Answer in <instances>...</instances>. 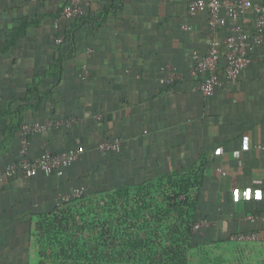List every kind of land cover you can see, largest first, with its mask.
I'll return each mask as SVG.
<instances>
[{
  "label": "crops",
  "instance_id": "0c3cea01",
  "mask_svg": "<svg viewBox=\"0 0 264 264\" xmlns=\"http://www.w3.org/2000/svg\"><path fill=\"white\" fill-rule=\"evenodd\" d=\"M190 1L91 0L83 18L68 20L65 0H0V175L19 157L25 123L46 124L30 137L31 157L71 152L79 140L85 147L64 175L0 181V264H40L34 221L75 189L138 184L196 164L198 214L210 225L195 236L190 263L264 264V43L238 79L220 69L222 85L204 95L189 74L194 52L212 44L223 52L235 25L253 28L255 12L230 18L222 10L214 28L209 12L189 11ZM23 18L25 34L9 36ZM169 64L182 78L165 86ZM71 116L78 121L57 124ZM112 137L121 146L101 151ZM252 232L256 239L237 237Z\"/></svg>",
  "mask_w": 264,
  "mask_h": 264
},
{
  "label": "trees",
  "instance_id": "16d2710c",
  "mask_svg": "<svg viewBox=\"0 0 264 264\" xmlns=\"http://www.w3.org/2000/svg\"><path fill=\"white\" fill-rule=\"evenodd\" d=\"M27 24L25 18L16 20L8 35L23 36ZM70 53L56 57L54 73L60 74ZM188 172L192 175L180 176ZM202 184L203 168L196 164L138 184L97 191L72 207L88 212L79 220H66L69 228L60 232L65 237L51 239L45 251L40 248V264H190Z\"/></svg>",
  "mask_w": 264,
  "mask_h": 264
},
{
  "label": "built area",
  "instance_id": "2783aa9c",
  "mask_svg": "<svg viewBox=\"0 0 264 264\" xmlns=\"http://www.w3.org/2000/svg\"><path fill=\"white\" fill-rule=\"evenodd\" d=\"M91 0H65L61 14L68 20L83 18L89 9ZM191 13L209 12L210 24L216 28L222 22L221 12L225 10L230 18H242L250 10H254L253 28L247 29L243 24H237L233 32L225 38L224 51L222 52L215 44H212L207 52L195 51L193 64L190 67V76L197 81L198 89L206 96L212 95L218 86L222 85L220 69H224L228 78L238 79L242 70L257 55L262 58L260 48L264 43V5H255L253 0H191L188 5ZM66 38L63 34L56 39L59 45L64 44ZM223 61V63H222ZM165 75L162 83L172 86L178 82L182 75L177 68L171 64L163 68ZM76 117H67L58 123L72 125L76 123ZM46 124L40 122L25 123L20 128L21 148L18 159L8 165L0 181L7 176L21 173L27 177H33L40 170L49 171L58 175H64L71 163L76 161L85 150L79 140L76 149L71 152L53 153L45 151L37 157L30 155V137L36 132L43 130ZM119 138H106L99 143L98 147L103 152H112L121 146ZM84 193L83 188H77L71 195H67L64 201L80 198ZM248 219L254 220L255 215H246ZM210 225L206 218H199L194 224L195 232ZM239 239H256V233H240Z\"/></svg>",
  "mask_w": 264,
  "mask_h": 264
},
{
  "label": "rangeland",
  "instance_id": "374dc122",
  "mask_svg": "<svg viewBox=\"0 0 264 264\" xmlns=\"http://www.w3.org/2000/svg\"><path fill=\"white\" fill-rule=\"evenodd\" d=\"M184 168H189V167H184ZM190 175H192V172H188L186 174L184 173L180 174V176L186 177V178L189 177ZM192 181H195V179ZM119 187H122V186H119ZM119 187H114V188H109V189H115ZM96 192L97 191H85L83 195L76 201H72V202L65 203V204L63 202L61 207H59L57 211H55L52 215L48 217L45 215H40L39 217H37V219L34 221V228H33L34 234L33 235L36 234L34 237L37 240L39 239L38 240L39 250L42 247V249H44L45 251V248L48 247V243L50 242L51 239L58 240V238L60 237H65V235H61L60 232L64 228H69L70 224H66V220L68 219L69 220H74V219L79 220L80 219L79 215L81 216V214H84L88 210V209L86 210L83 208L72 209V207L81 203L83 200L90 198ZM190 192L191 194H194L196 190L192 188ZM60 224H62V226H60ZM171 224H174V223L172 222ZM198 232L199 231L195 232V234L197 235ZM189 258H190V255H189Z\"/></svg>",
  "mask_w": 264,
  "mask_h": 264
}]
</instances>
